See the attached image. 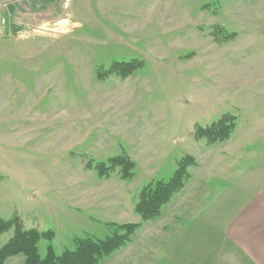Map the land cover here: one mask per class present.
I'll return each mask as SVG.
<instances>
[{"label":"rangeland","instance_id":"obj_1","mask_svg":"<svg viewBox=\"0 0 264 264\" xmlns=\"http://www.w3.org/2000/svg\"><path fill=\"white\" fill-rule=\"evenodd\" d=\"M114 62L142 66L103 76ZM261 99L264 0H0V219L52 231L57 255L104 240L137 224L143 188L205 154L198 127L230 114L241 133ZM121 155L131 181L97 175Z\"/></svg>","mask_w":264,"mask_h":264},{"label":"crops","instance_id":"obj_2","mask_svg":"<svg viewBox=\"0 0 264 264\" xmlns=\"http://www.w3.org/2000/svg\"><path fill=\"white\" fill-rule=\"evenodd\" d=\"M253 105L241 127L247 134L236 124L229 140L207 144L160 215L136 216L131 242L99 264H264V146L254 147L264 142V100Z\"/></svg>","mask_w":264,"mask_h":264},{"label":"trees","instance_id":"obj_3","mask_svg":"<svg viewBox=\"0 0 264 264\" xmlns=\"http://www.w3.org/2000/svg\"><path fill=\"white\" fill-rule=\"evenodd\" d=\"M141 66L142 64L137 62H114L110 69L103 73V76L118 74L126 79ZM235 127L236 118L233 115L226 114L209 127H198L195 138L197 140L205 139L208 145L223 143L229 140ZM196 165L197 160L193 157L183 158L179 161L177 170L168 181H158L143 188L135 205L136 214L143 221L156 219L162 208L171 201L174 194L184 188L190 177L189 169ZM88 168L90 169L91 165ZM117 169H120L122 180L131 181L135 176L136 163L129 156L121 155L110 158L107 163H99L95 167L100 178L109 177ZM111 225L114 227L112 236L104 240L77 239L76 248L73 251L67 250L57 255L52 244L55 238L52 231L26 230L23 222L17 217L11 220L0 219V236L14 230L13 237L0 248V264H5L8 259L19 255L25 257V264H99L102 259L130 243L132 236L141 226L140 224ZM43 239L49 242L45 258H42L39 254V243Z\"/></svg>","mask_w":264,"mask_h":264},{"label":"water","instance_id":"obj_4","mask_svg":"<svg viewBox=\"0 0 264 264\" xmlns=\"http://www.w3.org/2000/svg\"><path fill=\"white\" fill-rule=\"evenodd\" d=\"M20 30H21L20 28L17 29L15 25H12V33L14 35H16Z\"/></svg>","mask_w":264,"mask_h":264},{"label":"bare ground","instance_id":"obj_5","mask_svg":"<svg viewBox=\"0 0 264 264\" xmlns=\"http://www.w3.org/2000/svg\"><path fill=\"white\" fill-rule=\"evenodd\" d=\"M61 25L64 27H67V23L66 22H62Z\"/></svg>","mask_w":264,"mask_h":264}]
</instances>
